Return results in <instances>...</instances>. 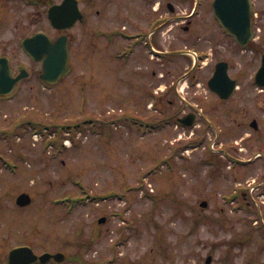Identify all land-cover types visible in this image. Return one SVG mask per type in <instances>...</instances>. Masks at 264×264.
<instances>
[{
    "label": "rangeland",
    "instance_id": "obj_1",
    "mask_svg": "<svg viewBox=\"0 0 264 264\" xmlns=\"http://www.w3.org/2000/svg\"><path fill=\"white\" fill-rule=\"evenodd\" d=\"M97 6L103 9L98 21L104 18L110 26L128 14L124 8L130 1L104 0ZM113 51L107 38L93 43L88 38L61 83L42 87L41 82L32 95L25 86L20 95L0 100V128L6 130L0 134V254L30 244L37 253L63 251L68 258L62 264H80L70 258L82 253L86 264H206L209 256V264H242L243 215L223 199L232 184L224 175L227 159L215 151L223 163L218 169L207 150L209 139L197 143L193 128L137 126L139 115L155 121L175 111L169 104L175 92L163 96L159 109L147 107L144 97L127 87L124 61ZM249 56L253 73L256 61ZM220 57L229 53L218 52ZM204 67L197 70L201 85L188 88L181 82L180 96L205 98L210 67ZM181 69L176 63L174 70ZM231 72L235 75L236 68ZM245 80L241 85L252 91L253 100L258 89ZM262 106L260 113L249 108L247 116L257 114L264 124ZM132 107L135 120L129 117ZM34 120L68 128H35ZM229 123L225 115L222 128ZM63 136L68 141L62 148L59 141L46 145ZM23 191L32 202L20 207L15 198ZM100 217L105 219L99 222Z\"/></svg>",
    "mask_w": 264,
    "mask_h": 264
},
{
    "label": "flooded vegetation",
    "instance_id": "obj_2",
    "mask_svg": "<svg viewBox=\"0 0 264 264\" xmlns=\"http://www.w3.org/2000/svg\"><path fill=\"white\" fill-rule=\"evenodd\" d=\"M64 1L65 8L59 9L57 5ZM103 1L0 0V99L16 97L27 86L31 95L38 89L43 64V59H39L41 32L51 42L65 36L70 63L86 39L90 38L93 43L107 38L114 46L113 57L124 61L121 69H126L122 76H128L127 87L137 90L145 104L154 96L161 101L168 92H175L178 97L180 80L187 78L190 85L197 76L193 71L204 67L200 62L206 55L205 64L210 63L211 72L219 60H225L230 75L237 82L229 98L222 99L210 91L207 100L200 97L194 102L172 99L170 104L194 112L195 135L202 141L209 139L213 157H219L215 152L218 151L227 159L224 175L231 178L228 184L232 182L227 192L230 202H235L243 215L242 264H264V124L257 114L247 118L249 108L262 112L264 89L257 90L255 99L250 100L254 94L246 85H241V80L246 78L255 88V73L248 72L247 58L255 57L258 68L264 54V0H250V18L241 15L244 0H226L228 19L224 27L215 16L213 0H158L157 6L151 8L141 7L142 2L131 0L129 9H124L128 14L123 18L120 14L110 26L105 25L104 18L103 22L98 21L103 9L97 3ZM146 1L151 5L154 0ZM51 14L57 18V26L52 23ZM73 16L79 18L67 26ZM192 50H196L197 55L193 67L189 65L192 55L188 52ZM223 50L229 57L217 59L216 54ZM181 61L185 62L181 66L186 68L181 75H187L180 78L178 74L169 82L173 75L169 65L175 69L176 63ZM234 67L235 75L231 72ZM129 73L133 77L137 75V79L132 81ZM220 107L231 123L224 129L222 114L217 112ZM221 163L215 162L217 168Z\"/></svg>",
    "mask_w": 264,
    "mask_h": 264
},
{
    "label": "water",
    "instance_id": "obj_3",
    "mask_svg": "<svg viewBox=\"0 0 264 264\" xmlns=\"http://www.w3.org/2000/svg\"><path fill=\"white\" fill-rule=\"evenodd\" d=\"M225 0H214L213 6L216 9L217 17L222 21L225 25L227 21V15L225 10L227 6L225 5ZM65 3V2H64ZM249 7L248 1L245 0V4L243 5V9ZM244 15L246 13H243ZM41 43H42V52L40 57L44 56L43 60V72L42 78L49 83H53L59 81L64 77L69 71L68 65V51L66 47V41L62 38H58L56 42L50 44L46 39L45 35L41 34ZM43 43L50 44L49 49L44 50ZM223 62L217 64V68L213 74V76L209 79L208 85L211 89L215 90L220 94L221 97H228L233 89L234 80L228 78L226 71L224 68L220 69V66ZM257 82L264 85V56L262 65L258 71V76L256 77ZM183 121V119H182ZM191 124V121L187 122ZM16 202L19 205H24L30 202V196L27 193H21L16 198ZM205 203V202H204ZM202 203V205H204ZM51 254H43L40 256V259H44L49 257ZM58 260H61L63 254L56 253L53 254ZM9 264H29L35 259V255L32 253L29 247H19L10 251L9 256ZM209 261V258L207 259Z\"/></svg>",
    "mask_w": 264,
    "mask_h": 264
},
{
    "label": "trees",
    "instance_id": "obj_4",
    "mask_svg": "<svg viewBox=\"0 0 264 264\" xmlns=\"http://www.w3.org/2000/svg\"><path fill=\"white\" fill-rule=\"evenodd\" d=\"M42 123V122H41ZM37 124V123H36Z\"/></svg>",
    "mask_w": 264,
    "mask_h": 264
}]
</instances>
